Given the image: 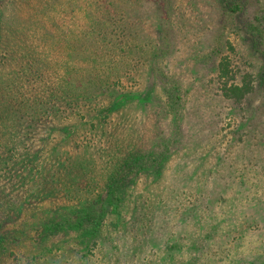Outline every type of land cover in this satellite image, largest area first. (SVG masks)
Wrapping results in <instances>:
<instances>
[{"label":"trees","instance_id":"obj_1","mask_svg":"<svg viewBox=\"0 0 264 264\" xmlns=\"http://www.w3.org/2000/svg\"><path fill=\"white\" fill-rule=\"evenodd\" d=\"M138 2L0 0V168L36 173L28 190L36 202L31 220L12 236L0 228V263L15 245L25 246L29 264H264L241 250L251 229L264 223L257 218L264 210L215 205L218 191L200 189L208 201L198 198L203 206L191 208V235L159 232L168 222L160 229L158 220H168L158 211L169 215L166 200L173 208L177 196L164 172L183 132L177 126L167 137L156 125L127 126L120 121L123 97L140 90L147 69L157 76L149 88L158 76L166 83L165 116L179 121L181 86L159 66L169 31L147 43L141 25L128 20ZM246 7V0L224 1L229 17ZM73 13L80 15L60 17ZM215 71L226 99L242 102L264 89V69L258 87L251 76L238 82L227 56ZM46 126L60 138L49 144L48 129L35 140ZM45 145L47 157L40 153ZM162 182L165 189L145 199L142 193L157 192ZM150 248L156 250L148 254Z\"/></svg>","mask_w":264,"mask_h":264},{"label":"rangeland","instance_id":"obj_2","mask_svg":"<svg viewBox=\"0 0 264 264\" xmlns=\"http://www.w3.org/2000/svg\"><path fill=\"white\" fill-rule=\"evenodd\" d=\"M224 1L139 0L128 15L129 21L141 25L139 32L147 43L160 31H169V41H163L169 52L159 66L181 86V99L175 106L179 108L178 121L164 113L167 108L165 81L158 76L155 88H149L157 76H150L144 70L138 85L140 90L125 93L123 108L127 112L120 117L127 126L142 130L156 125L167 137L173 135L177 126L182 129L178 150L164 172L176 187L177 196H174L173 208L169 202L172 200L165 199L171 208L169 215L165 217L161 209L158 211L159 218L168 220H158L160 229L168 222L159 232L168 237L191 235L194 221L190 210L194 204L203 206L199 203L201 200L208 201L206 192H200L203 188L208 195L218 191L215 205H236L250 214L264 210V89L258 87L264 69V0H246V10L232 17L224 8ZM18 14L25 15V9ZM77 15L80 14L60 17ZM250 24L254 26L251 33L248 32ZM209 54L212 56L208 58ZM224 56L229 58L238 82L251 76V82L258 87L242 102L222 96L215 66ZM38 129L35 140L40 136L44 139V130L47 132L49 127ZM51 130L52 127L45 138L48 143L51 137L60 138V134ZM46 147L40 153L47 157ZM0 170L5 177H0V228L5 227L12 236L17 224L31 220L28 213L36 202L29 199L32 195L28 190L36 180V173L32 169L22 172L1 167ZM161 185L154 188L157 192L142 193L145 199L165 189L163 182ZM244 242L241 250L246 255L264 257V223L254 226ZM13 246V253L5 256L0 264H29L30 254L25 246ZM155 250L150 248L148 254Z\"/></svg>","mask_w":264,"mask_h":264}]
</instances>
